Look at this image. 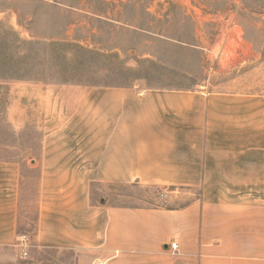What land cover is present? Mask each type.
I'll return each instance as SVG.
<instances>
[{
    "label": "crops",
    "instance_id": "obj_1",
    "mask_svg": "<svg viewBox=\"0 0 264 264\" xmlns=\"http://www.w3.org/2000/svg\"><path fill=\"white\" fill-rule=\"evenodd\" d=\"M43 99L38 154L0 160V264L44 249L72 264H264V92L60 85ZM131 184L168 190V205L93 196ZM179 190L198 196L173 206Z\"/></svg>",
    "mask_w": 264,
    "mask_h": 264
},
{
    "label": "rangeland",
    "instance_id": "obj_2",
    "mask_svg": "<svg viewBox=\"0 0 264 264\" xmlns=\"http://www.w3.org/2000/svg\"><path fill=\"white\" fill-rule=\"evenodd\" d=\"M60 85L264 92V0H0V160L38 154L43 97ZM110 189L93 196L168 205L165 189ZM176 193L173 206L198 196ZM20 264L72 255L38 250Z\"/></svg>",
    "mask_w": 264,
    "mask_h": 264
},
{
    "label": "built area",
    "instance_id": "obj_3",
    "mask_svg": "<svg viewBox=\"0 0 264 264\" xmlns=\"http://www.w3.org/2000/svg\"><path fill=\"white\" fill-rule=\"evenodd\" d=\"M17 245H19V247L23 248L27 245V238L25 235H20L17 239ZM171 248L173 251H175L178 247V245L176 243H172ZM22 255L25 256L26 255V251L22 252ZM96 264H102V262H97Z\"/></svg>",
    "mask_w": 264,
    "mask_h": 264
}]
</instances>
